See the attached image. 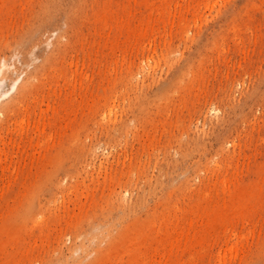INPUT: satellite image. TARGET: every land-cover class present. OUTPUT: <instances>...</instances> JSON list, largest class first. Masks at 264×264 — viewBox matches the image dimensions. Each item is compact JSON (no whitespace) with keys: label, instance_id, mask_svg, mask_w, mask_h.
I'll return each instance as SVG.
<instances>
[{"label":"rangeland","instance_id":"rangeland-1","mask_svg":"<svg viewBox=\"0 0 264 264\" xmlns=\"http://www.w3.org/2000/svg\"><path fill=\"white\" fill-rule=\"evenodd\" d=\"M1 63L0 264H264V0H0Z\"/></svg>","mask_w":264,"mask_h":264},{"label":"bare ground","instance_id":"bare-ground-1","mask_svg":"<svg viewBox=\"0 0 264 264\" xmlns=\"http://www.w3.org/2000/svg\"><path fill=\"white\" fill-rule=\"evenodd\" d=\"M4 63H1L0 64V85H1L2 81L4 80L5 70L7 69V67H6V65ZM24 66H26V65H24ZM26 80H27V78H26ZM16 81H17V79H16ZM16 81L11 85V88L12 89L15 88V90L17 89ZM9 105H10V103H9Z\"/></svg>","mask_w":264,"mask_h":264}]
</instances>
